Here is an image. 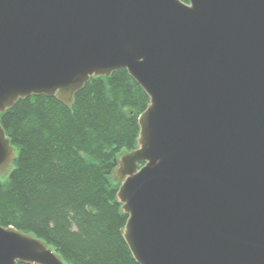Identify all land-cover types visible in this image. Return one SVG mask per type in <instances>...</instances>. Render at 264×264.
Wrapping results in <instances>:
<instances>
[{
    "label": "water",
    "instance_id": "water-1",
    "mask_svg": "<svg viewBox=\"0 0 264 264\" xmlns=\"http://www.w3.org/2000/svg\"><path fill=\"white\" fill-rule=\"evenodd\" d=\"M125 68L150 96L115 178L139 264H264V0H0V114ZM16 149L0 121V176ZM67 264L0 224V264Z\"/></svg>",
    "mask_w": 264,
    "mask_h": 264
},
{
    "label": "trees",
    "instance_id": "trees-1",
    "mask_svg": "<svg viewBox=\"0 0 264 264\" xmlns=\"http://www.w3.org/2000/svg\"><path fill=\"white\" fill-rule=\"evenodd\" d=\"M149 104L120 68L90 77L70 107L41 94L2 112L17 157L0 176V224L33 233L67 264H139L124 236L128 214L114 172L120 154L138 146Z\"/></svg>",
    "mask_w": 264,
    "mask_h": 264
}]
</instances>
